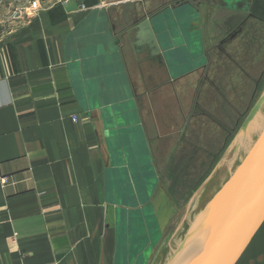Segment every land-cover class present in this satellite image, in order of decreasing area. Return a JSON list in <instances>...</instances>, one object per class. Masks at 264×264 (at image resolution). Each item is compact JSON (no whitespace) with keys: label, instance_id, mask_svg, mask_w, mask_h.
Wrapping results in <instances>:
<instances>
[{"label":"crops","instance_id":"crops-1","mask_svg":"<svg viewBox=\"0 0 264 264\" xmlns=\"http://www.w3.org/2000/svg\"><path fill=\"white\" fill-rule=\"evenodd\" d=\"M66 1L0 0V176L14 178L0 183V264H144L159 177L134 94L153 72L105 50L160 0ZM157 14L164 34L201 39L198 18ZM237 264H264V225Z\"/></svg>","mask_w":264,"mask_h":264},{"label":"flooded vegetation","instance_id":"flooded-vegetation-1","mask_svg":"<svg viewBox=\"0 0 264 264\" xmlns=\"http://www.w3.org/2000/svg\"><path fill=\"white\" fill-rule=\"evenodd\" d=\"M146 1L153 2L155 0ZM256 1L258 0H238L233 7H229L222 0H160V4L152 11L144 9L141 16L133 17L127 24L122 22L121 28L118 30L119 35L123 36V43H127L128 31L132 33L135 23L145 18L154 19L158 15V11H166V9H170V12L175 14H190L193 16L190 20L196 18L200 20L201 45L195 47L199 48L197 51H187L184 58L188 60V63L182 65V59L179 60L177 63L179 67L176 71L171 68L174 67V64L172 61H168L166 53L176 51V47L165 49L160 48L159 45V53H155L152 57L149 56L148 50L144 49L146 47L139 48L135 54L137 65L150 68L153 72L152 76L147 77L149 81L144 80L141 92L135 91L134 94L138 109L143 114L141 126L149 154L152 157L149 161L152 168L157 170L159 179L164 175L168 181L177 185V188L181 185L180 197L181 194L192 191L195 184L211 171V167L219 159L218 152H221V149L225 147L231 132H237L257 98L254 96L259 87V78L252 77L254 79L253 88L244 111H236V114L233 115L232 126L223 125L227 129L226 134L219 142L218 150L215 153L209 151L206 156L201 158V169L194 167L195 162L193 164L192 162L198 158L196 152L200 147L191 142V130H188V127L194 116L210 115L202 108L199 98L204 90L206 99L208 97L209 101L214 99L212 91L216 92V97L220 94L224 95L217 80L209 77L207 71L217 62L219 63L216 65L217 68H222L224 58L232 59L231 48H237L235 42L243 34L245 35L246 31H249L248 27L253 26V19L264 22V14L255 9ZM125 47L133 52L128 43ZM185 48L189 47L186 45ZM194 80V88L189 90L188 94H184L183 98H180L179 89L182 87L185 90L188 88L187 85L193 84ZM228 110L230 111V106L223 105L222 115H229ZM172 139L174 141L170 150L161 162L162 146L168 143L167 140L171 141ZM182 165L184 167L181 169ZM156 166L159 168L157 169Z\"/></svg>","mask_w":264,"mask_h":264},{"label":"rangeland","instance_id":"rangeland-1","mask_svg":"<svg viewBox=\"0 0 264 264\" xmlns=\"http://www.w3.org/2000/svg\"><path fill=\"white\" fill-rule=\"evenodd\" d=\"M254 5L258 12L264 14V0L256 1ZM18 6L17 2H11V21H17L20 17L18 14L14 15L15 8H18ZM252 21L254 24L252 27H248L249 31H246L245 35L243 34V36L239 37V40L235 42L237 48H231L232 51L230 54L232 59L228 60V58H224L222 68H217L216 65L219 64L217 62L214 64L215 66L213 65L207 71L209 72V77L217 80L224 95L220 94L216 97V92L212 91L211 94H213L212 96L214 99L209 101V98L207 97L206 99L205 96L206 91H202L199 101L202 108L210 115L194 116L191 125L188 127V130H191V142L195 146L200 147L196 152L198 158L194 159L192 162V164L195 162L194 167H198V169H201L200 161L203 156H206L209 151L215 153L218 150L219 142L222 139V136L226 134L227 128L225 129L224 126L226 124L232 126L234 121L233 115L236 114V111H244V108L249 102L253 88L252 82L254 79H252V77L255 79L259 78V87L257 88L254 97H257L261 89L264 87V22L254 19ZM12 25L13 23H11V26ZM178 35V31L175 30L169 35H167V33L159 34L161 44L165 49L172 46L170 41L171 37H174L173 44L177 50L174 52H166L168 61H172L174 64V67H171L173 71L178 69L179 66L177 63L179 60L182 59V65L187 64L188 60L184 58L187 51H197L199 48H195V46H200L202 42V38L196 43L192 39L190 41L187 37L181 38ZM184 40L186 43H184ZM185 44L189 48H185ZM114 47L113 50L119 55L120 59H122L115 45ZM194 82L195 80L192 81V85H187L188 88H185V90H183L182 87L179 89L181 94L180 98H183L184 94H188L189 90L194 88ZM223 105L225 107L230 106V111L228 110L229 113L224 111L229 114L227 116L222 115ZM262 112L263 115H260ZM259 115L263 117L260 118ZM259 115L255 119V122L249 130L246 140L241 144V147L253 138L257 129L264 124V107ZM234 135L235 131H232L225 147L221 149L222 151L220 150L221 152H218V158H220ZM215 140L216 142L218 141V143H216ZM173 141L174 139L171 141L167 140L168 143L162 146L163 151H161V162L169 152ZM198 159L199 162H197ZM159 166L161 168L162 165L160 164ZM159 166H156L157 169ZM180 167L182 169L184 165ZM226 168L228 167L224 166L222 168L221 166L214 177L210 179L208 178L202 186L195 191L201 184L200 183L192 190V192L195 191L194 194H192V192L191 194H189L190 192H185L181 194V197L179 196L181 185L177 188V185L175 186L171 181H168L164 175L159 180L153 181V185L155 186L154 189L157 187L155 210L158 216V225L153 232H151L153 234L154 249L152 248L151 250L150 245L145 244L143 256L144 264H167L169 262L171 248L173 247L172 245L176 243L177 240L182 241L183 238H185V235H187V232L191 228L190 223L193 221L194 214L198 213L200 207L204 203L213 199L214 194L217 195V192L220 191L221 185L229 178ZM149 191V195H151V192L154 190L149 188ZM145 232H147V230H145Z\"/></svg>","mask_w":264,"mask_h":264},{"label":"water","instance_id":"water-1","mask_svg":"<svg viewBox=\"0 0 264 264\" xmlns=\"http://www.w3.org/2000/svg\"><path fill=\"white\" fill-rule=\"evenodd\" d=\"M81 1L67 0L63 7L66 12L76 11ZM122 1L126 0H106L105 3ZM222 1L233 7L238 0ZM132 31L133 37L130 31L127 35L134 54L143 47H146L144 49L148 50L151 57L159 53V34L164 32L161 26L158 30L153 25V19L145 18L135 23ZM155 33L157 39L159 38L158 42ZM122 38L123 36L119 35V38L112 40V46L115 45L119 51L122 50L124 56H128V48L125 47L127 43H123ZM160 48H164L162 44ZM105 51L114 50L110 46ZM263 107L264 87L220 158L195 190L197 191L208 178L214 177L221 166L228 167L226 169L229 178L221 185L217 195H213V198H221L216 212L217 221L214 223L213 218L203 238L180 264H237L264 225V124L257 129L253 138L241 147ZM147 207L151 208V205Z\"/></svg>","mask_w":264,"mask_h":264},{"label":"bare ground","instance_id":"bare-ground-1","mask_svg":"<svg viewBox=\"0 0 264 264\" xmlns=\"http://www.w3.org/2000/svg\"><path fill=\"white\" fill-rule=\"evenodd\" d=\"M263 115V112L260 114ZM259 115V116H260ZM263 116H260V118ZM221 198L214 197L204 203L198 213L194 214L193 221L190 223V229L182 241L177 240L171 248V256L167 264H180L195 248L196 244L205 235V230L213 221H217V210L220 205ZM216 214V216H215ZM215 216V217H214Z\"/></svg>","mask_w":264,"mask_h":264},{"label":"built area","instance_id":"built-area-1","mask_svg":"<svg viewBox=\"0 0 264 264\" xmlns=\"http://www.w3.org/2000/svg\"><path fill=\"white\" fill-rule=\"evenodd\" d=\"M37 9H39V4L37 3V1L31 2L30 4L31 12H35L37 11ZM0 183L2 185L8 184V183H14V178L12 176H0Z\"/></svg>","mask_w":264,"mask_h":264},{"label":"trees","instance_id":"trees-1","mask_svg":"<svg viewBox=\"0 0 264 264\" xmlns=\"http://www.w3.org/2000/svg\"><path fill=\"white\" fill-rule=\"evenodd\" d=\"M208 173H209V172H208ZM208 173H206V174L203 176V178L200 179V180L195 184L194 188H196V187H197V186H198V185L204 180V178L208 175ZM194 188H193V189H194ZM193 189H192V190H193ZM191 192H192V191H190V193H189V192H188V193L191 194ZM189 194H188V196H189ZM184 197H185V196H184Z\"/></svg>","mask_w":264,"mask_h":264}]
</instances>
